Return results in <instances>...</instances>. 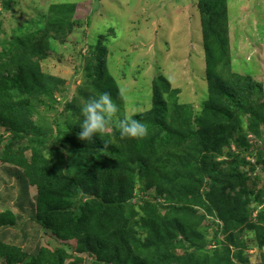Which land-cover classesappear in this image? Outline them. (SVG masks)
<instances>
[{
	"label": "trees",
	"instance_id": "trees-1",
	"mask_svg": "<svg viewBox=\"0 0 264 264\" xmlns=\"http://www.w3.org/2000/svg\"><path fill=\"white\" fill-rule=\"evenodd\" d=\"M200 2L204 8L208 99L203 111L196 113L191 105L177 101V92H170L169 82L161 76L155 86L165 89L167 97L156 90L154 106L131 116L146 124L148 135L143 139H121L113 126L103 140L99 135L94 140L79 138V105L103 92L112 98L117 94L118 86L103 70L102 61L107 57L103 34L96 36L99 43L90 44L95 61L87 67L91 81L75 101L66 103L63 115L69 114L65 123L71 124L63 139L57 135L60 123L50 133L26 137L31 134L33 119L30 96L38 99L36 105L56 104L55 93L62 81L45 74L34 79L32 69L25 66L29 58L25 61L23 55L30 46L38 47L40 38L46 39L52 29L61 40L68 39L72 27L59 21L47 29L0 42V163L25 169L30 178L15 170L24 183V194L28 185L38 187L30 203V219L54 241L45 246L38 241L24 250L0 239V264L82 263V259L67 263L75 254L90 256L89 264H249L247 258H236L227 245L218 248L214 256L202 254L198 245H203L206 237L199 227L206 215L218 217L225 225L224 232L255 229L257 244L264 248V210L257 211L253 200L257 194L258 206L264 204V190L256 193L249 186V182L257 185L259 179L253 176L254 164L248 161L257 145L247 139L251 134L264 146V83L232 70L229 40L221 32L226 21L221 0ZM56 14L50 13L51 17ZM35 51L32 65L47 57L40 47ZM117 105L118 116H122L123 101ZM20 125L22 129L16 130ZM12 130L18 138L3 133ZM33 145L39 153L23 156V149ZM54 146L67 155L58 163L57 152L50 157L45 154ZM262 152L257 156L259 164L264 161V147ZM242 165L250 166L249 170L242 171ZM65 168L73 172L66 174ZM138 192L143 197L134 202ZM256 211L257 222L263 224L251 221ZM18 221L12 210L0 214L4 237L18 227ZM145 234L149 237L142 241Z\"/></svg>",
	"mask_w": 264,
	"mask_h": 264
},
{
	"label": "rangeland",
	"instance_id": "rangeland-1",
	"mask_svg": "<svg viewBox=\"0 0 264 264\" xmlns=\"http://www.w3.org/2000/svg\"><path fill=\"white\" fill-rule=\"evenodd\" d=\"M221 2L227 21L224 20L221 32L229 40V64L232 70L243 78L251 76L264 83V0ZM51 11H57V14L51 17ZM203 11L200 0H0V42L10 40L14 35L24 37L38 28L47 29L48 25L59 21L72 27L68 39L61 40L52 29L46 39L40 38L42 41L38 47L29 45L23 55L25 61L29 58L25 66L28 71L32 69L34 79H42L45 74L62 81L59 91L55 93L56 104L48 102L47 105H36L38 99L30 96L33 105L30 115L33 119L29 128L31 134L26 137L34 136L36 132L50 133L56 123L62 126L57 134L59 139L67 136L65 131L70 130L71 122L65 123L69 114L63 115V111L66 103L78 96L85 84L91 81L87 67L95 61L91 59L90 44L99 43L97 37L102 34V46L107 48V57L104 63L102 61L103 70L109 72L118 86L113 100L116 103L123 101L124 114L132 116L150 110L154 106L156 90L164 98L167 97L165 89L155 86L158 78L162 80L161 76L169 82L170 92H177L179 103L191 105L200 114L208 99ZM39 47L45 50L47 57L38 65H32L30 58L36 56L35 48ZM20 129L21 125L16 128ZM3 133L13 139L18 138L15 130ZM247 139L257 145L255 155L248 157V161L254 164L253 176H259L257 185L249 182V186L258 193L260 189L264 190V161L259 164L257 159L264 147L263 141L251 134ZM48 142L52 144L53 140ZM28 147L26 151L23 149V156L29 157L33 151L39 153L34 145ZM52 152L58 154L57 163L67 157L57 146L45 154L50 157ZM249 168L241 166L242 171ZM15 170L25 174L24 168L0 163V214L12 210L19 217L18 227L5 233V237V230L0 229V239L24 250L33 248L38 241L42 246L53 244V239L42 234L40 226L30 219V203L34 202L38 187L28 185L27 194H24V183ZM64 172L71 174L73 169L65 168ZM24 176L30 178L26 174ZM142 197L143 194L138 192L133 200L140 202ZM258 199L259 196L254 194V207L257 211L264 210V204L258 206ZM257 211L250 217L252 222H257ZM20 228L28 231L27 236ZM218 229L220 232L215 235ZM199 231L206 237L204 244L198 245L202 254L214 256L218 248L227 245L232 248L236 258H247L249 264H264V248H259L257 244L258 233L255 229L234 228L224 232L225 225L218 217L206 215ZM142 236V241L149 237L148 234ZM231 238H234L233 244L229 241ZM72 251L71 247L69 252ZM76 259L83 260L80 264L92 261L88 255L75 254L67 263H75Z\"/></svg>",
	"mask_w": 264,
	"mask_h": 264
},
{
	"label": "clouds",
	"instance_id": "clouds-1",
	"mask_svg": "<svg viewBox=\"0 0 264 264\" xmlns=\"http://www.w3.org/2000/svg\"><path fill=\"white\" fill-rule=\"evenodd\" d=\"M79 112L82 120L78 135L82 141L94 140L97 135L103 140L109 126L119 131L121 139H143L148 135V128L142 120L128 114L118 116L119 107L108 92L88 97L79 105Z\"/></svg>",
	"mask_w": 264,
	"mask_h": 264
}]
</instances>
